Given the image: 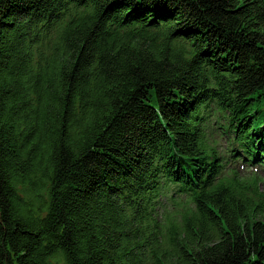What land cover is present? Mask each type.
Returning a JSON list of instances; mask_svg holds the SVG:
<instances>
[{
    "label": "trees",
    "instance_id": "16d2710c",
    "mask_svg": "<svg viewBox=\"0 0 264 264\" xmlns=\"http://www.w3.org/2000/svg\"><path fill=\"white\" fill-rule=\"evenodd\" d=\"M214 115L264 165V0H0V264H264Z\"/></svg>",
    "mask_w": 264,
    "mask_h": 264
},
{
    "label": "rangeland",
    "instance_id": "374dc122",
    "mask_svg": "<svg viewBox=\"0 0 264 264\" xmlns=\"http://www.w3.org/2000/svg\"><path fill=\"white\" fill-rule=\"evenodd\" d=\"M224 124V119L219 118L218 116L214 115L212 116L209 125H208V135L211 138V142L215 141V144H217L216 149L219 152V156L221 157V161L226 163L227 169L229 167L236 169L240 176L243 177H250V176H258L260 179L264 178V165H253L249 166L246 162L243 160L235 161V159H231L229 156L231 154V150L234 148L232 147L231 143L227 141L225 137H220V133L223 132L222 125ZM238 149V148H236ZM239 155L241 156V150L238 149ZM228 160V161H227ZM259 193H264V180L259 181L258 184ZM161 213L163 212H171L182 209L185 206V198H177L174 196V198H171V195L169 197H163L161 199ZM182 212H180L179 216H176L177 221L180 219V215ZM162 226L165 227L166 221H162Z\"/></svg>",
    "mask_w": 264,
    "mask_h": 264
}]
</instances>
